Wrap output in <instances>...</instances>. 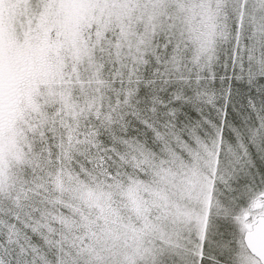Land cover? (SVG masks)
Returning a JSON list of instances; mask_svg holds the SVG:
<instances>
[{"label":"snow or ice","instance_id":"snow-or-ice-1","mask_svg":"<svg viewBox=\"0 0 264 264\" xmlns=\"http://www.w3.org/2000/svg\"><path fill=\"white\" fill-rule=\"evenodd\" d=\"M0 264H264V0H0Z\"/></svg>","mask_w":264,"mask_h":264}]
</instances>
